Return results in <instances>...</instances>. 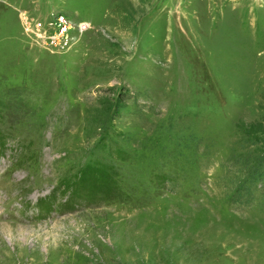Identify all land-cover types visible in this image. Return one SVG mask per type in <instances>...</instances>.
Instances as JSON below:
<instances>
[{
  "label": "rangeland",
  "instance_id": "1",
  "mask_svg": "<svg viewBox=\"0 0 264 264\" xmlns=\"http://www.w3.org/2000/svg\"><path fill=\"white\" fill-rule=\"evenodd\" d=\"M51 11L66 51L25 29ZM11 87L0 264H264V199L227 200L264 155V0H0ZM88 165L112 195L69 207Z\"/></svg>",
  "mask_w": 264,
  "mask_h": 264
},
{
  "label": "trees",
  "instance_id": "2",
  "mask_svg": "<svg viewBox=\"0 0 264 264\" xmlns=\"http://www.w3.org/2000/svg\"><path fill=\"white\" fill-rule=\"evenodd\" d=\"M5 101H0V108L12 110L15 113L22 110L19 105V93L14 87L8 88L4 92ZM7 135L2 134L0 130V153L4 151ZM115 154H119L120 150L115 148ZM120 155V154H119ZM257 164L248 171L228 196V203L234 207H250L256 204L257 200L264 199V155L258 159ZM85 178V179H84ZM115 183L113 175L103 166H84L75 182L72 183L71 194L67 204L69 207L74 206L80 199L84 202H90L94 199H107L112 195V189ZM257 191H261L259 196ZM48 200L40 204L41 211L46 213Z\"/></svg>",
  "mask_w": 264,
  "mask_h": 264
},
{
  "label": "built area",
  "instance_id": "3",
  "mask_svg": "<svg viewBox=\"0 0 264 264\" xmlns=\"http://www.w3.org/2000/svg\"><path fill=\"white\" fill-rule=\"evenodd\" d=\"M26 31L33 35L34 43L49 51H66L73 43V36L70 33L72 22L70 18L62 13L49 12L45 18H37L31 21L24 17L23 21ZM82 31L86 23L74 25Z\"/></svg>",
  "mask_w": 264,
  "mask_h": 264
}]
</instances>
